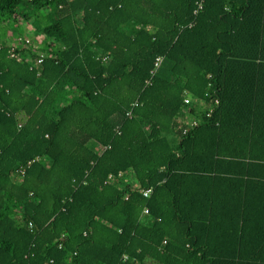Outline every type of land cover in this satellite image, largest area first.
I'll use <instances>...</instances> for the list:
<instances>
[{
	"label": "trees",
	"instance_id": "1",
	"mask_svg": "<svg viewBox=\"0 0 264 264\" xmlns=\"http://www.w3.org/2000/svg\"><path fill=\"white\" fill-rule=\"evenodd\" d=\"M263 151L264 0H0V264H264Z\"/></svg>",
	"mask_w": 264,
	"mask_h": 264
},
{
	"label": "built area",
	"instance_id": "2",
	"mask_svg": "<svg viewBox=\"0 0 264 264\" xmlns=\"http://www.w3.org/2000/svg\"><path fill=\"white\" fill-rule=\"evenodd\" d=\"M201 7H202V5H199V8H201ZM27 41H29V40H27ZM12 56H14V54H12ZM42 61H43V55L40 56V58H38L37 63H42ZM160 63H161V58L158 57L157 60H156V62H155V67L157 68V67L159 66ZM191 100H192V99H191L189 96H185L184 102H185L186 104H188V103L191 102ZM216 102L218 103L217 100H216ZM151 191H152V189H146V190H143V194H144L145 196H147V195H149V194L151 193ZM146 212H147V211H146Z\"/></svg>",
	"mask_w": 264,
	"mask_h": 264
},
{
	"label": "crops",
	"instance_id": "3",
	"mask_svg": "<svg viewBox=\"0 0 264 264\" xmlns=\"http://www.w3.org/2000/svg\"><path fill=\"white\" fill-rule=\"evenodd\" d=\"M262 153H264V151Z\"/></svg>",
	"mask_w": 264,
	"mask_h": 264
}]
</instances>
